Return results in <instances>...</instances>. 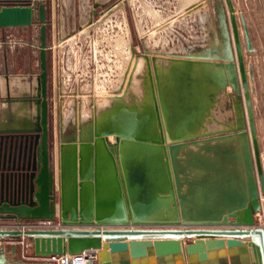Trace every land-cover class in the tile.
<instances>
[{
    "label": "water",
    "instance_id": "water-1",
    "mask_svg": "<svg viewBox=\"0 0 264 264\" xmlns=\"http://www.w3.org/2000/svg\"><path fill=\"white\" fill-rule=\"evenodd\" d=\"M75 1L76 29L91 32L93 63L87 60L89 76L76 77V65L63 61L66 43L75 35L58 33L56 144L51 133L48 139L47 128L46 3H0V26L38 22L35 98L41 124L36 140L41 165L31 179L32 196L1 201L0 217L52 221L24 228L0 225V263L15 262L6 254L5 240L23 235L34 256L85 250L95 254L86 264H154L156 260L170 264L164 262L167 258L184 264L182 248L188 264L213 263L226 255L232 261L237 252L244 264H264V227L254 224L264 172L232 0H212L214 18L206 25L203 42L184 44L164 55L151 53L143 40L145 31L204 0H173L166 13L150 9V14L149 0H138L140 11L133 0ZM126 5L140 38L139 50L132 42ZM116 12L119 22L111 25ZM239 15L245 46L251 49L244 16ZM163 57L171 62L166 74L160 67ZM138 59L140 70L135 71ZM135 72L139 93L131 86ZM213 106L222 116L213 117ZM35 128L0 135L11 137L12 131ZM51 147L57 151V175L48 161ZM119 174L126 182H119ZM7 175L0 170V187ZM121 189L130 198L129 214L122 206ZM108 192L115 196L111 201L119 205L120 213L104 207L110 201L104 199L111 196ZM15 246L10 244L12 252ZM17 264L55 263L35 259Z\"/></svg>",
    "mask_w": 264,
    "mask_h": 264
},
{
    "label": "rangeland",
    "instance_id": "rangeland-1",
    "mask_svg": "<svg viewBox=\"0 0 264 264\" xmlns=\"http://www.w3.org/2000/svg\"><path fill=\"white\" fill-rule=\"evenodd\" d=\"M46 3V16L48 20L46 22V42L48 47L46 48V67H47V99H48V109L50 113V121L52 126L51 131V140L57 142V130H58V76H59V42L58 39L59 32H69L70 34L74 33V38L69 40L66 43L67 49L69 47H75L79 49L78 54L80 58L79 66L74 69V74L78 77L79 73L81 76H89L87 60L83 59L85 52L90 51L92 45V36L91 32H88L87 29L78 31L76 29V1L74 0V5H70L68 1H64L65 4L59 7V16L57 17V11L53 16V8L55 9V2L57 0H44ZM136 8L140 11V3L138 0H133ZM152 7H147L146 10L150 14V9H153L154 12L166 13V10L173 7V0H149ZM238 25L240 29V36L243 44L244 51V60L247 69L248 83L250 88L251 100L254 109V118L256 124V130L258 132V139L260 145L263 148L262 152V161L264 160V0H232ZM73 10V13L71 11ZM127 12V22L128 27L131 33L132 42L135 50H139L140 38H138V32L135 25L134 18L130 11V7L126 5ZM242 13L248 28L252 48L247 49L245 46L243 25L240 20L239 13ZM179 13V14H178ZM63 14V15H62ZM207 19V24H211L210 20L214 18L213 4L212 0H204L199 6H196L194 9H191L188 12H176V14L165 19V21L160 23H154L149 27L145 32L143 38L144 43L150 46L161 47L165 45L166 47L175 46V48L183 47L184 44L192 45L194 43L203 42V35L205 34L206 27L202 25L200 20V15H205ZM118 12L110 18V24L119 22ZM4 30H14L20 31V34L25 35L28 39L30 38L31 52H30V74L32 79L35 81V75L39 71V58H38V46L37 42L39 26L38 22L34 21L31 24H19V25H4L0 26ZM75 28V29H73ZM72 29L74 31H72ZM68 34V33H67ZM68 34V35H70ZM67 35L65 36V38ZM64 39V38H63ZM62 39V41H63ZM18 45V44H16ZM21 46V45H20ZM66 49V50H67ZM73 52V50H71ZM22 54V50L19 52ZM71 53L70 50L64 52V56H69ZM19 55V54H17ZM21 56V55H20ZM22 58V56H21ZM26 58V50H25ZM139 60V59H138ZM138 65V64H137ZM90 67H93L91 64ZM140 70V66H136ZM101 70V68H99ZM133 75V81L131 86L135 91H140V83L138 74ZM93 73H91L92 76ZM78 81V79H77ZM138 81V82H137ZM135 85V86H134ZM139 93V92H138ZM102 103V102H100ZM55 151V149H54ZM53 148L51 147V155L54 153ZM53 159V155L51 160ZM53 164L55 167V172L57 174V165L53 159ZM57 184V179H56ZM255 216V213H254ZM13 218L0 217V224L7 223ZM29 219V218H28ZM30 220H35L30 218ZM1 241V240H0ZM10 243H15V249L18 248L15 257L11 256V259L15 260L14 263L10 262H1L0 264H17L28 262L35 259H50L57 264L56 260L52 256H34L32 255V245L27 239V246H25L24 251L21 250L20 243L17 240L7 239L5 240V248H7ZM17 247V248H16ZM10 249V248H9ZM11 251V250H10ZM15 251V250H14ZM13 251V252H14ZM12 252V251H11ZM7 254V253H6ZM31 256V257H30Z\"/></svg>",
    "mask_w": 264,
    "mask_h": 264
},
{
    "label": "crops",
    "instance_id": "crops-1",
    "mask_svg": "<svg viewBox=\"0 0 264 264\" xmlns=\"http://www.w3.org/2000/svg\"><path fill=\"white\" fill-rule=\"evenodd\" d=\"M64 1L65 2L68 1L70 3V0H57L55 4L53 3V5L55 6V9L53 8V13H52L53 16H54V11L55 13L57 11V17L59 16V7L61 8V5L65 4ZM200 20L202 21V25L206 27L207 25L206 14L200 15ZM30 43H31L30 38L28 39L27 37H25V35L20 34V31L17 32L14 30H4L3 28H0V132H6L14 129H21L35 124L36 113L38 110V103L35 98L37 85H38L37 83L38 72L35 75L36 79L34 81L31 77L30 74L31 72L29 67L30 52H31ZM150 48H152L151 53L157 52L162 55H164V52L167 50L176 49L175 46L166 47L165 45H162L161 47L150 46ZM91 49L90 51L85 52V56H83V59L90 60L93 63V55H92L93 53ZM21 50H22V54L19 53ZM25 50H26V58H25ZM67 50L68 51L70 50L71 53H69L68 54L69 56L67 57L64 56L63 61H66L68 65L75 64L77 68L79 66V61L82 59L78 55L80 54L79 49L75 47H69ZM71 50H73V52ZM20 55L22 56V58ZM97 57H100L99 51L97 53ZM159 61L161 62L160 67H163L164 73L166 74L168 72V69H166V67L169 64H171V62L166 60L165 57L160 58ZM140 62L141 61L139 59L138 65L140 64ZM58 64H59V58H58ZM226 89L227 90L230 89L229 84H227ZM211 110L213 111L214 118H219L220 116H222L221 113L217 110L216 106H213ZM212 123H216L215 120L212 121ZM108 138L112 140L113 139L112 134H109ZM191 148L196 149L197 147L191 145ZM260 148L261 151L263 152V148L261 145ZM119 163L121 162L119 161ZM135 164H139V162L138 163L136 162ZM117 179L119 180V182H123V183L126 182V178L123 174L117 175ZM136 180L139 179L136 178ZM172 181H173V176H172ZM108 194L111 195L110 192H108ZM120 194L123 200L122 206L124 207V211L127 214H129V212H131V207H132L129 202L130 198L126 191L122 190L120 191ZM112 195L104 197V199L106 198V200H110L109 203L104 204V207H107L109 212L120 213L119 205L111 201L114 200L115 198V196L112 197ZM95 199L96 196L93 191V196H92L93 208H95ZM188 239L191 240L192 237ZM10 244L7 248L6 253L9 256L11 255L15 257L18 248L16 247L17 249H15L14 252H11L9 249ZM182 254H183L184 264H188V256L183 248H182ZM205 261H207V263L204 264H244L238 252L234 256V259H232V261H230L228 255L221 258L216 257V261H214L213 263H210L208 260ZM164 262H170V264H177L174 260H172V258H167ZM25 263H29V261ZM154 264H160V262L156 260ZM199 264H203V261H199Z\"/></svg>",
    "mask_w": 264,
    "mask_h": 264
},
{
    "label": "flooded vegetation",
    "instance_id": "flooded-vegetation-1",
    "mask_svg": "<svg viewBox=\"0 0 264 264\" xmlns=\"http://www.w3.org/2000/svg\"><path fill=\"white\" fill-rule=\"evenodd\" d=\"M13 1L18 0H0V3ZM50 117L48 109V139L49 133L52 131ZM34 126L36 127L34 130L12 131L15 135L11 137H8L7 134L0 135V170L6 171L9 174L7 175L5 184L0 187V202L3 200H26L32 196L34 188L31 179L41 165V161L37 158L38 153L39 155L41 154V148H37L36 146V140L39 138L41 132V124L38 119H36ZM2 133L5 132H0V134ZM52 155L57 165L56 149ZM52 155L50 148L48 161L50 160L51 164H53V159L51 160ZM13 172L21 173V176L12 175ZM55 175H57L56 172Z\"/></svg>",
    "mask_w": 264,
    "mask_h": 264
},
{
    "label": "built area",
    "instance_id": "built-area-1",
    "mask_svg": "<svg viewBox=\"0 0 264 264\" xmlns=\"http://www.w3.org/2000/svg\"><path fill=\"white\" fill-rule=\"evenodd\" d=\"M22 1V0H21ZM26 1V0H25ZM24 2V1H23ZM259 200H260V207L254 212V224L261 225L264 227V208H263V201H264V191H259ZM35 220H30V218H13L11 221L7 223H2L0 225L4 226H12V227H30V226H38L45 223H51V220L48 219H39L34 218ZM17 241L20 243L21 250L24 251L27 246V239L22 235ZM55 258L57 264H86L87 258L95 259V254L92 252H87L82 250L78 253H66V254H58V255H51Z\"/></svg>",
    "mask_w": 264,
    "mask_h": 264
},
{
    "label": "bare ground",
    "instance_id": "bare-ground-1",
    "mask_svg": "<svg viewBox=\"0 0 264 264\" xmlns=\"http://www.w3.org/2000/svg\"><path fill=\"white\" fill-rule=\"evenodd\" d=\"M137 66H138V65H137ZM136 68L139 69L138 67H135V69H136ZM137 71H138V70H137ZM133 78H134V77H133ZM134 81H135V80H134ZM134 81H133V82H134ZM137 82H138V81H137ZM134 86H135V85H134ZM135 88H136V87H135ZM135 88H134V89H135ZM138 92H139V91H138ZM138 92H137V93H138ZM263 154H264V153H263ZM261 157H262V151H261ZM262 165H263V172H264V162H263V161H262Z\"/></svg>",
    "mask_w": 264,
    "mask_h": 264
}]
</instances>
